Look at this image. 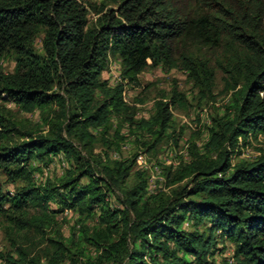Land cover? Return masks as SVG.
Here are the masks:
<instances>
[{
    "label": "trees",
    "instance_id": "16d2710c",
    "mask_svg": "<svg viewBox=\"0 0 264 264\" xmlns=\"http://www.w3.org/2000/svg\"><path fill=\"white\" fill-rule=\"evenodd\" d=\"M111 2L0 0V99L41 110L29 126L0 113V221L9 246L0 258L213 264L214 248L227 240L234 245L227 264H264V153L234 163L264 133V0ZM203 49L217 55L204 57ZM9 54L16 64L8 73ZM111 57L122 66L114 86L101 78ZM160 66L186 71L203 98L213 96L219 67L230 103L213 117L202 148L193 143L189 161L165 168L170 190L150 193L137 153L115 159L108 150L127 141L125 123L135 142L154 147L171 126V106L187 105L174 86L149 120L135 118L125 86ZM60 157L64 174L35 179ZM66 209L78 215L68 238L58 219Z\"/></svg>",
    "mask_w": 264,
    "mask_h": 264
},
{
    "label": "rangeland",
    "instance_id": "374dc122",
    "mask_svg": "<svg viewBox=\"0 0 264 264\" xmlns=\"http://www.w3.org/2000/svg\"><path fill=\"white\" fill-rule=\"evenodd\" d=\"M92 1L96 4L109 2L110 6H114L113 3H115L111 2L112 0ZM94 17H96L95 14L91 12L90 18L94 19ZM35 46L37 51L41 53L43 49L41 37L36 40ZM198 53L209 59H214L217 55L215 51L206 49L198 50ZM2 64L5 72H13L16 64L13 55L9 54L4 57ZM216 69L214 92L211 98H203L190 81L188 73L177 67L146 68L139 75L140 85L125 86V98L137 107L135 116L137 120H149L156 111V102L161 99L168 100L174 86H177L188 100L186 106H171L173 113L171 126L154 147L149 148L148 144L135 142L129 125L125 123L122 125L121 134L126 136L127 141L121 142V146H123L120 150H108L110 157L115 159L128 158L135 152L137 153V159L140 157V162L137 161V167L148 170L150 174V193L170 190L168 186L170 179L166 176L165 168L168 166L176 168L182 161H189L192 156V144L195 143L201 149L208 139V128L212 124L213 117L216 115L223 116L227 113L230 94L225 92L222 70L219 67ZM101 78L108 80L112 86L123 81L121 61L118 57H111L110 67L102 73ZM0 113L27 126L35 125L40 122L41 118V110L38 107L33 111H25L14 102H7L2 99H0ZM114 132L115 128L111 130V134ZM139 134L144 139H148L150 136V133L144 130L139 131ZM250 141V144L242 149V153L234 158V163L244 158L253 159L264 153V133L260 134L258 138H250ZM101 151L102 145L98 143L95 152ZM62 162L60 157L49 166H43L42 170L35 174V179L40 182L50 177L61 176L65 173ZM7 187L13 190L14 185L9 184ZM77 218L78 215L70 209H66L58 215L61 230L67 238L71 235ZM205 228L206 226H203L202 230ZM8 248L6 233L0 221V251H6ZM214 249V253L209 257L213 264H227V262L233 261L234 245L232 242L227 240L219 242ZM0 264L6 263L0 258ZM43 264H47V260H43Z\"/></svg>",
    "mask_w": 264,
    "mask_h": 264
},
{
    "label": "built area",
    "instance_id": "2783aa9c",
    "mask_svg": "<svg viewBox=\"0 0 264 264\" xmlns=\"http://www.w3.org/2000/svg\"><path fill=\"white\" fill-rule=\"evenodd\" d=\"M123 94H124V97H125V91H124V93H123ZM125 99H126V98H125ZM126 100H127V99H126ZM139 158H140V157H139ZM139 158L137 159V161H138V162H140ZM62 165H63V166H65V165H66V163H65V162H62Z\"/></svg>",
    "mask_w": 264,
    "mask_h": 264
}]
</instances>
